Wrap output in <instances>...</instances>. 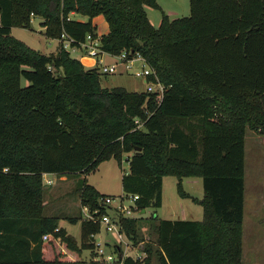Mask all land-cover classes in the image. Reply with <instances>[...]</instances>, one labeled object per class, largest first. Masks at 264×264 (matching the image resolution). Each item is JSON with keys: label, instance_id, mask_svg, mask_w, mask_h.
Returning a JSON list of instances; mask_svg holds the SVG:
<instances>
[{"label": "trees", "instance_id": "trees-1", "mask_svg": "<svg viewBox=\"0 0 264 264\" xmlns=\"http://www.w3.org/2000/svg\"><path fill=\"white\" fill-rule=\"evenodd\" d=\"M147 8L158 9L157 0H0V264H83L100 224L45 216L43 177L85 176L82 206L106 213L86 176L124 155L123 191L140 197L142 211L162 207L164 178L175 177L179 196L199 203L204 217H151L157 241L145 246L146 259L114 264H152L153 256L158 264H242L247 130L264 136V0H190L189 17L163 15L159 28ZM98 16L109 26L104 52L142 56L164 87L161 99L103 89L99 69L63 48L64 37L78 47L96 35ZM32 17L60 42L57 55L11 36L30 29ZM184 178L202 179L203 200L185 192ZM142 218L122 219L133 242ZM62 219L81 222L80 244Z\"/></svg>", "mask_w": 264, "mask_h": 264}, {"label": "rangeland", "instance_id": "rangeland-1", "mask_svg": "<svg viewBox=\"0 0 264 264\" xmlns=\"http://www.w3.org/2000/svg\"><path fill=\"white\" fill-rule=\"evenodd\" d=\"M158 9L147 8L149 20L155 28H159L163 15L170 19L185 18L191 14L190 0H157ZM30 29L13 28L11 36L24 43L30 49L47 55H57L60 42L50 39L45 35L40 18L32 17ZM80 20H87L86 17H76ZM100 30V29H99ZM97 29V32L100 33ZM74 58H79L80 54L69 51ZM87 60V59H86ZM85 60V62H86ZM103 63L111 65L118 63L117 72L114 74H104L102 67L99 69L100 85L103 89L123 88L128 92L143 93L147 92L149 80L145 77L135 75L144 69L149 68L143 60L138 59L134 62L132 72L127 73L126 65L120 60L109 54L103 57ZM88 64V63H86ZM146 67V68H144ZM159 91V87L154 86ZM140 129L142 125L140 124ZM130 155H124L122 162L115 158L100 164L96 170L86 176L89 185L93 186L101 196L126 197L122 187L123 175L129 173ZM85 178L83 175H54L48 174L43 177L44 193L43 208L44 215L60 218H81L85 219L84 207L80 197V181ZM51 181L48 185L46 182ZM183 188L188 195L195 199L204 197L203 183L201 178H185L182 180ZM193 181V182H192ZM245 219L243 226V257L242 264H264V136L247 130L246 135V157H245ZM178 179L166 177L163 182V205L161 208L150 207L143 215V224L139 231L137 242L130 241V247L126 253L131 257H141V261L146 259L144 248L147 244L157 241V233L151 226L150 218L175 219L174 213L183 210H192L191 220L201 221L203 219L202 206L193 202L192 199H184L179 196L177 189ZM192 197V198H193ZM126 205H130L127 200ZM131 206V205H130ZM170 218V219H169ZM62 219L59 227L66 229L68 234L73 236L78 244L81 242V222L72 224L70 220ZM100 237L103 244L113 243L110 236L102 230ZM143 241H140L142 240ZM111 246V245H110ZM104 247V245H103ZM112 248V247H110ZM110 251V249H108ZM96 252L83 251L81 261L89 264L96 261ZM152 264H158L157 258H151Z\"/></svg>", "mask_w": 264, "mask_h": 264}, {"label": "built area", "instance_id": "built-area-1", "mask_svg": "<svg viewBox=\"0 0 264 264\" xmlns=\"http://www.w3.org/2000/svg\"><path fill=\"white\" fill-rule=\"evenodd\" d=\"M64 39L63 48L65 50L79 53V60H82L84 64H86L84 60H92L90 65L86 64V68L100 69V67H102L104 74H114L117 72L118 63H113L111 65H106L103 63V57L108 53L104 52L102 49V36L98 33H96V35H88L85 42L78 47H72L71 41L65 37ZM116 58H118L121 63L126 65L125 70L127 73L132 72L133 64L138 59L143 60V62L146 64L145 60L140 55L129 58V55L123 53L120 56H116ZM135 75L147 78L149 80L147 92L157 94L159 99L162 98L164 87L159 82L158 76L152 68L149 67L144 69ZM154 86L159 87V91L156 90ZM46 183L48 185L52 184L50 180ZM139 199L140 197L138 195H127L126 197L120 196L116 198L111 196H103L99 199V205L101 208L106 210V213H102L99 209L91 211L88 207L84 208L85 220L100 224V233L97 236H93L92 238L96 244L95 254L97 257V262L114 264L117 263L119 259L125 260L131 257L126 253V250L128 247H130L129 244L132 240L127 236L123 229L122 219L139 218L146 213V211L144 212L138 207L137 202ZM127 200L130 202L131 206L126 205ZM102 230H104L106 235L111 237L113 243L109 242L108 244V242H106L103 244L102 238L100 237ZM56 232H58V230H56ZM43 239L47 240L48 236H44ZM108 249H110V251H108ZM131 258L134 260H141L140 256L137 258Z\"/></svg>", "mask_w": 264, "mask_h": 264}, {"label": "crops", "instance_id": "crops-1", "mask_svg": "<svg viewBox=\"0 0 264 264\" xmlns=\"http://www.w3.org/2000/svg\"><path fill=\"white\" fill-rule=\"evenodd\" d=\"M75 17H78V16H75ZM77 19V18H75ZM77 20H80L79 18ZM81 21H85V20H81ZM93 25L96 27V33L97 32V29L100 31V33H98L99 35L103 36V35H106L108 32H109V26H108V23L106 22L105 18L103 16H98L96 18L93 19ZM85 61V60H84ZM87 61H91V59H88ZM81 62L83 63L84 67H86V64H84V62L81 60ZM86 63V62H85ZM91 63H89L88 65H90ZM185 179V178H184ZM183 182V181H182ZM193 182V181H192ZM203 183V181H202ZM183 185V184H182ZM184 189V188H183ZM245 191H246V183H245ZM186 192V191H185ZM188 193V192H187ZM189 194V193H188ZM190 197H193L190 195ZM194 198V197H193ZM204 198V197H203ZM202 199H198L199 201L203 200ZM197 199V198H196ZM195 203V202H194ZM196 204L200 205L199 203L196 202ZM162 205H163V201H162ZM201 206V205H200ZM203 208V207H202ZM192 210L191 208H189V210H183V208L181 207L179 209V211H176L174 213L175 215V219H170V220H190V221H194V220H191V217H192ZM203 217H204V210H203ZM203 220V219H202ZM201 220V221H202ZM200 221V220H199Z\"/></svg>", "mask_w": 264, "mask_h": 264}, {"label": "bare ground", "instance_id": "bare-ground-1", "mask_svg": "<svg viewBox=\"0 0 264 264\" xmlns=\"http://www.w3.org/2000/svg\"><path fill=\"white\" fill-rule=\"evenodd\" d=\"M87 60H88V59H87ZM87 60H86V63H88V64H89V63H92L91 61H87Z\"/></svg>", "mask_w": 264, "mask_h": 264}]
</instances>
